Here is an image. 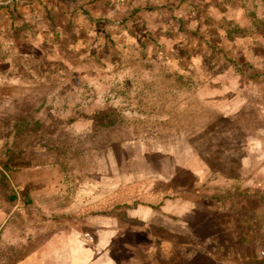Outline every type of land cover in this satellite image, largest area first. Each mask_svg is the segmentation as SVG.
Returning a JSON list of instances; mask_svg holds the SVG:
<instances>
[{
	"label": "rangeland",
	"instance_id": "374dc122",
	"mask_svg": "<svg viewBox=\"0 0 264 264\" xmlns=\"http://www.w3.org/2000/svg\"><path fill=\"white\" fill-rule=\"evenodd\" d=\"M108 4L0 28V264H37L99 180L118 264H264V0ZM176 195L180 232L127 217Z\"/></svg>",
	"mask_w": 264,
	"mask_h": 264
},
{
	"label": "crops",
	"instance_id": "0c3cea01",
	"mask_svg": "<svg viewBox=\"0 0 264 264\" xmlns=\"http://www.w3.org/2000/svg\"><path fill=\"white\" fill-rule=\"evenodd\" d=\"M115 1L119 0H99L100 4ZM55 8L56 0H0V28L12 27V16L20 11L21 15L28 16L26 18L32 20L33 24L44 27L47 23L51 24L50 19L55 16ZM64 15L68 16L67 13ZM38 34L43 36V29L38 30ZM89 182L83 184L81 191L78 189L77 194L68 199L67 212L75 221L78 220V223L67 233H58L56 239L51 241L50 249L41 253L37 264H118L108 249L113 235L117 232V215L107 212L104 208L106 205L102 207L107 202L106 185L101 180L97 183ZM185 198L186 196L181 198L176 195L174 198L162 199L160 211L148 206L132 205L126 214L131 219L168 230L176 226L179 230L180 220L185 219L187 212L194 208ZM171 217L177 218V225L168 221ZM85 231L92 240L85 237Z\"/></svg>",
	"mask_w": 264,
	"mask_h": 264
},
{
	"label": "built area",
	"instance_id": "2783aa9c",
	"mask_svg": "<svg viewBox=\"0 0 264 264\" xmlns=\"http://www.w3.org/2000/svg\"><path fill=\"white\" fill-rule=\"evenodd\" d=\"M85 237L92 240V237L88 233L85 234Z\"/></svg>",
	"mask_w": 264,
	"mask_h": 264
}]
</instances>
